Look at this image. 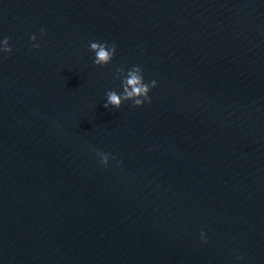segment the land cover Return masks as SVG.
<instances>
[{
  "label": "water",
  "instance_id": "water-1",
  "mask_svg": "<svg viewBox=\"0 0 264 264\" xmlns=\"http://www.w3.org/2000/svg\"><path fill=\"white\" fill-rule=\"evenodd\" d=\"M3 37L0 264H264V0H0Z\"/></svg>",
  "mask_w": 264,
  "mask_h": 264
},
{
  "label": "clouds",
  "instance_id": "clouds-1",
  "mask_svg": "<svg viewBox=\"0 0 264 264\" xmlns=\"http://www.w3.org/2000/svg\"><path fill=\"white\" fill-rule=\"evenodd\" d=\"M40 34H44V29L40 30ZM30 40L33 42V48L39 49L40 44L37 42V36L32 35ZM89 51L93 53L92 62L98 67H105L112 64L117 53V47L114 43L90 41ZM13 51L8 37L0 38V54H10ZM115 72L118 73L116 79L120 81L119 88H113L105 92V101L103 107L105 109H119L125 102L130 101L136 107H142L146 102H151L150 92L157 87V81L152 79L146 81L143 69L139 65H131L127 68L116 66ZM98 156V163L107 167L110 160L116 158L110 157L108 153L94 149ZM121 162L116 160V164ZM200 239L207 243L206 233L201 230ZM237 259L243 260V256H238Z\"/></svg>",
  "mask_w": 264,
  "mask_h": 264
}]
</instances>
